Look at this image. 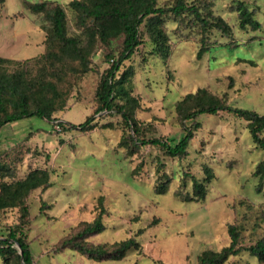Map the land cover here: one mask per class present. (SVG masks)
<instances>
[{"label": "rangeland", "instance_id": "374dc122", "mask_svg": "<svg viewBox=\"0 0 264 264\" xmlns=\"http://www.w3.org/2000/svg\"><path fill=\"white\" fill-rule=\"evenodd\" d=\"M25 1L66 6L72 0L0 2V57L22 61L46 52L44 27L49 23L31 13ZM239 1L257 11L260 30L240 28L238 12L233 10ZM212 2L213 12L233 26L232 39L213 31L211 52L198 59L200 44L194 30H180L173 17H165L168 57L145 33L143 45L122 67L121 72L132 74L128 91L140 99L136 119L152 124L158 137H181L176 105L200 88L226 98L234 108L264 115V0ZM67 14L71 33L80 34L74 15L68 10ZM92 60L88 72H81L74 61L55 79L67 105V111L55 114V119L79 125L93 114L99 78L110 64L102 50ZM96 118L98 127L91 132L72 128L58 133L56 126L40 117L0 130L1 161L12 171L6 181L23 179L36 170L50 176L51 187L39 188L25 200L29 217L24 228L33 264H198L204 252H220L230 245V224L240 229L241 247L264 240V179L259 192L262 180L254 176L264 151L254 143L245 120L227 112L200 116L202 128L190 143L189 156L178 159L157 147L136 149L120 117ZM206 165L215 175L210 184L205 181ZM194 180L205 185V200L187 201L195 195ZM164 183L167 190L159 193ZM101 208L104 230L88 242L104 245L134 238L137 249L121 261H94L77 251L59 249L61 240L80 224L93 222ZM20 217L19 208L1 212L0 236L20 224ZM20 254L19 250L0 257V264H20ZM225 264L264 262L243 251Z\"/></svg>", "mask_w": 264, "mask_h": 264}, {"label": "trees", "instance_id": "16d2710c", "mask_svg": "<svg viewBox=\"0 0 264 264\" xmlns=\"http://www.w3.org/2000/svg\"><path fill=\"white\" fill-rule=\"evenodd\" d=\"M5 0H0L4 2ZM27 9L49 23L46 31V52L22 61L0 57V130L7 124L40 117L63 131L79 128L91 132L98 127L97 116L103 114L118 116L132 145L157 147L167 156L184 159L189 156L188 148L196 133L202 128L199 117L204 114L217 115L227 112L247 122L254 143L264 151V115L254 110L234 108L226 98H219L205 88L185 95L176 105L183 134L181 137H158L152 124H142L136 119L140 99L127 89L132 74L121 72L126 61L131 60L144 43L145 33L155 44L158 52L168 57V36L165 17H173L180 30L193 29L199 37L200 48L197 54L201 59L210 53L212 45L210 34L217 31L223 38L232 39L234 28L220 15L213 12L212 0H72L66 6L56 1L38 3L24 2ZM67 10L74 15V26L80 34L71 33ZM238 12L239 26L242 30L257 31L262 28L256 19L257 11L240 2L233 8ZM189 24V26H188ZM143 27L145 30H143ZM119 45H115V42ZM102 50L103 59L110 66L102 73L94 94V112L86 120L74 125L55 119L54 115L67 111L65 93L57 89L55 79L61 70L78 61L81 72H88L93 64L92 57ZM36 67V72L33 69ZM151 136V137H149ZM205 181L210 184L215 178L209 166L204 167ZM262 182L264 179V158L254 173ZM12 177L11 169L0 157V213L19 208L20 224L9 229L7 235L0 236V257L20 250V264H33V256L25 234V223L29 217L26 198L39 188L51 187L48 171L36 170L25 178L6 181ZM168 183L158 187L159 193L167 190ZM195 195L187 201H202L207 196L205 185L198 180L193 184ZM101 208L97 218L91 223H82L69 236L61 240L59 249H71L94 261H121L139 243L130 238L115 244L94 245L88 239L104 230ZM228 229L231 243L220 252H204L198 264H225L231 257L243 251L249 252L260 262H264V240L250 247L240 246V229L230 224ZM142 232V231H141ZM8 261V259H6Z\"/></svg>", "mask_w": 264, "mask_h": 264}, {"label": "built area", "instance_id": "2783aa9c", "mask_svg": "<svg viewBox=\"0 0 264 264\" xmlns=\"http://www.w3.org/2000/svg\"><path fill=\"white\" fill-rule=\"evenodd\" d=\"M59 127H60L59 125L56 126V131H57L58 133H59V132H62V130H61L62 128H61V127L59 128Z\"/></svg>", "mask_w": 264, "mask_h": 264}]
</instances>
